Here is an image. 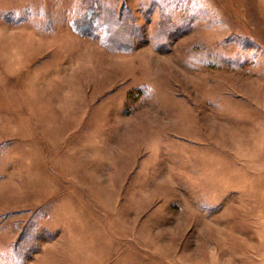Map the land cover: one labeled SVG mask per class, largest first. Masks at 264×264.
<instances>
[{
	"label": "rangeland",
	"instance_id": "obj_1",
	"mask_svg": "<svg viewBox=\"0 0 264 264\" xmlns=\"http://www.w3.org/2000/svg\"><path fill=\"white\" fill-rule=\"evenodd\" d=\"M261 145L264 0H0V264H264Z\"/></svg>",
	"mask_w": 264,
	"mask_h": 264
},
{
	"label": "crops",
	"instance_id": "obj_2",
	"mask_svg": "<svg viewBox=\"0 0 264 264\" xmlns=\"http://www.w3.org/2000/svg\"><path fill=\"white\" fill-rule=\"evenodd\" d=\"M251 55H249V54H247V57L246 58H244V59H242V60H240V62H243L244 64H249L250 62H253L254 61V58L252 57H250ZM259 150L262 152V153H260V155L261 154H264V152H263V150H264V147L261 145V146H259ZM258 151V150H257ZM264 156V155H263ZM251 160V159H250ZM255 160V159H254ZM263 160H264V158H263ZM250 168V167H249ZM248 168V169H249ZM264 168V167H263ZM252 169V168H251ZM262 170H264V169H262ZM220 173H222V171L220 172ZM228 173V172H227Z\"/></svg>",
	"mask_w": 264,
	"mask_h": 264
}]
</instances>
